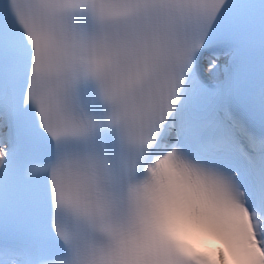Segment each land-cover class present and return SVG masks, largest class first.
Returning <instances> with one entry per match:
<instances>
[{
    "label": "snow or ice",
    "instance_id": "1",
    "mask_svg": "<svg viewBox=\"0 0 264 264\" xmlns=\"http://www.w3.org/2000/svg\"><path fill=\"white\" fill-rule=\"evenodd\" d=\"M221 260L264 264V0H0V264Z\"/></svg>",
    "mask_w": 264,
    "mask_h": 264
},
{
    "label": "clouds",
    "instance_id": "2",
    "mask_svg": "<svg viewBox=\"0 0 264 264\" xmlns=\"http://www.w3.org/2000/svg\"><path fill=\"white\" fill-rule=\"evenodd\" d=\"M161 230L165 232L167 235H169L173 240H175L177 243L181 244L186 248V250L189 251H195L200 252L203 255H210V253L201 248L199 245L198 240L196 239H190L182 234L179 228L178 220L176 219L175 215L171 211H165L161 218V224H160ZM215 247L217 248H223L224 245L222 242H217L215 244ZM225 254H227V249H224ZM220 264H228L227 261L221 260Z\"/></svg>",
    "mask_w": 264,
    "mask_h": 264
}]
</instances>
